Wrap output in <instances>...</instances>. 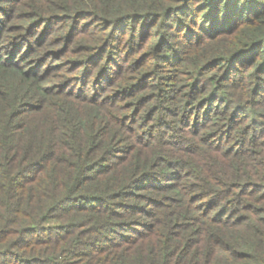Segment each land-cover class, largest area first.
<instances>
[{"label":"trees","instance_id":"1","mask_svg":"<svg viewBox=\"0 0 264 264\" xmlns=\"http://www.w3.org/2000/svg\"><path fill=\"white\" fill-rule=\"evenodd\" d=\"M0 264H264V0H0Z\"/></svg>","mask_w":264,"mask_h":264}]
</instances>
